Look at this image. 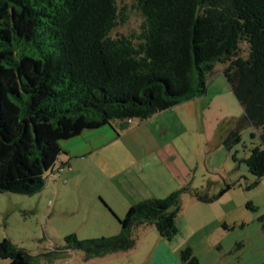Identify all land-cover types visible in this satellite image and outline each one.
<instances>
[{
  "label": "trees",
  "instance_id": "16d2710c",
  "mask_svg": "<svg viewBox=\"0 0 264 264\" xmlns=\"http://www.w3.org/2000/svg\"><path fill=\"white\" fill-rule=\"evenodd\" d=\"M118 1L0 0V191L42 190L65 153L61 141L85 129L143 121L205 95L218 63L244 109L223 142L230 148L240 141L244 123L261 129L260 144L245 159L257 183L264 177V0H137L142 31L114 38L126 21ZM242 41L247 57L239 53ZM189 189L132 204L118 217L116 235L79 240L71 233L56 251L91 258L128 250L147 225L172 239ZM54 253L33 255L11 239L0 241L6 264H36ZM180 255L199 264L190 245Z\"/></svg>",
  "mask_w": 264,
  "mask_h": 264
},
{
  "label": "rangeland",
  "instance_id": "374dc122",
  "mask_svg": "<svg viewBox=\"0 0 264 264\" xmlns=\"http://www.w3.org/2000/svg\"><path fill=\"white\" fill-rule=\"evenodd\" d=\"M118 6L126 21L111 36H138L145 16L137 0H119ZM239 53L249 55L247 42L240 43ZM221 68L218 63L209 75L208 87L215 80L208 95L143 121L115 120L106 125L109 132L98 131L90 138L98 141L92 151L73 157L62 153L53 175L46 173L42 190L0 191V241L11 239L37 255L66 245L65 236L71 233L79 240L112 236L118 217L139 201L134 199L163 198L188 187L181 196L173 240L184 248L190 245L199 264H264V177L256 183L245 162L250 149L261 142V129L244 123L241 140L229 148L221 139L228 124L220 123L217 135L210 136L204 115L210 113V99L221 93L222 85L231 88ZM177 160L190 166L192 179L175 181L170 168ZM64 162L68 164L62 167ZM132 183L141 187L137 198L124 193ZM153 191L157 196H151ZM7 262L0 259V264Z\"/></svg>",
  "mask_w": 264,
  "mask_h": 264
},
{
  "label": "crops",
  "instance_id": "0c3cea01",
  "mask_svg": "<svg viewBox=\"0 0 264 264\" xmlns=\"http://www.w3.org/2000/svg\"><path fill=\"white\" fill-rule=\"evenodd\" d=\"M225 66V64H222L220 73L223 74ZM214 80L215 78L211 79L207 94L205 93L206 95H208L210 86L213 85ZM222 87L221 93L212 96L210 99L212 101L207 107L208 109L211 108L209 109L210 113L205 112L204 115H206L205 117L208 123L210 136L215 137L217 135L220 123L228 124V128L221 135V139L224 140L231 129L236 126V123L243 119L244 109L232 94V88H229L225 84H223ZM224 108H226V111H221V109ZM212 115L213 117H211ZM98 131L109 132L110 130L104 125L99 128L85 129L75 137L62 140L61 145L66 155L73 157L84 155L92 151L96 148L98 141H91L90 138L98 133ZM61 159L63 161V157H61ZM170 169V174L174 176L175 181L179 184L192 179L190 166L183 164L182 161L177 160ZM51 175H53V173ZM130 185L131 186L126 187L124 192L125 195H132V197L135 195L133 198H137L139 195L136 194L142 191L141 187L135 183ZM153 192L151 196H157V193H155V191ZM134 200L140 201V199ZM108 204H110L111 208L115 211L113 203L108 201ZM112 209L111 211L115 214L116 211L114 212ZM120 230L121 226L119 224V227L112 228L110 234L116 235ZM136 235L137 239L134 247L128 250H120L91 258H87L81 250L65 249L57 252L56 249L64 245H55L54 249H50V251H54L55 253L52 256L40 259L36 264H184L180 258V252L184 247L181 245L182 242L179 243L173 240L175 236L172 239L162 237L154 225H147L146 227L138 229Z\"/></svg>",
  "mask_w": 264,
  "mask_h": 264
}]
</instances>
